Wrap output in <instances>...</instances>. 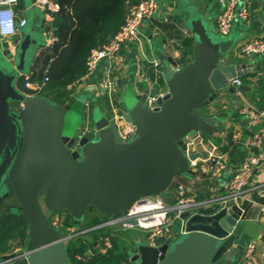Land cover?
Returning a JSON list of instances; mask_svg holds the SVG:
<instances>
[{
	"label": "water",
	"instance_id": "95a60500",
	"mask_svg": "<svg viewBox=\"0 0 264 264\" xmlns=\"http://www.w3.org/2000/svg\"><path fill=\"white\" fill-rule=\"evenodd\" d=\"M27 19L30 31L15 40L13 56L0 40V205L16 198L29 237L25 249L0 254V264H72L67 247L73 234L46 211L69 213L80 228L89 207L122 215L143 196L161 195L179 176L193 174L190 160L204 154L188 156L184 139L197 130L213 136L218 116L203 109L215 105L222 91L235 93L231 81L244 75L247 65L230 63L225 58L230 41L211 32L201 13L191 16L192 60L180 69L164 68L168 91L158 106L146 107L149 89L138 95L131 86L123 96L122 110L136 124V137L124 141L110 113L99 108L90 116L89 132L81 134L67 119L78 112L76 98L67 105L17 86L29 53L32 67L44 49L36 36L44 34L46 13ZM89 90L95 96L94 87ZM247 213L237 204L188 213L180 239L139 245L135 264H216L235 247Z\"/></svg>",
	"mask_w": 264,
	"mask_h": 264
},
{
	"label": "crops",
	"instance_id": "0c3cea01",
	"mask_svg": "<svg viewBox=\"0 0 264 264\" xmlns=\"http://www.w3.org/2000/svg\"><path fill=\"white\" fill-rule=\"evenodd\" d=\"M238 2L239 6L243 4L248 6L249 15L246 20L236 18L232 32L227 36H221L216 30V22L214 21L220 8L218 0H159L160 7L155 16L145 21L141 26L145 38L140 42L124 45L120 51L118 69L114 74L117 80L119 98H121V93L124 92L123 94H125L131 86L135 94H142L146 89H154L156 75L149 59L159 57L163 61V78L160 80V88L168 89L164 68L169 65L182 67L192 60L195 40L188 28L187 21L189 17L201 13L210 22L211 32L230 41L231 48L225 58L230 63L247 65L246 73L238 76L242 79V86L245 88L233 94L229 93L228 90L222 91L215 105H209L203 109L205 115L218 116L213 131L214 142L217 151L225 155L231 167L238 165L256 150L250 145L252 130L256 126L253 129L249 126L246 116L241 113V108L247 106L260 110L264 107V57L259 55L245 56L240 53V46L243 42L262 34L264 0H238ZM30 6H32V0H24L23 8L17 6L18 17L28 16ZM18 37L14 36L10 41L15 44ZM104 65L105 61L102 60L96 73L83 83L82 89L89 91L93 98L99 96L97 94L92 95L89 88L97 83ZM97 108L101 111L109 110L108 105L104 102L98 103ZM238 131L242 133L241 136L239 138L233 137L234 132ZM210 150V146L202 149L205 157ZM226 177V175L214 176L212 173L206 172L205 162L202 161L196 173L179 176L176 179H178L177 183H185L189 193L202 202L199 209L208 211L217 208L219 206L217 198L227 193ZM175 187L171 191L166 190L164 196L167 199H173ZM237 204L244 210H248L244 220H240L244 227L243 233L234 244L235 247L216 264H243L242 257L248 242L257 245L259 264H264V172L262 170L255 172L250 185ZM12 212L19 214L17 208L14 207H12ZM2 218L0 217V221ZM183 226V220H176L172 229L179 232ZM131 236V242L136 248V252L132 256L134 260V256L139 251L138 246L143 243L148 245V243L144 231H134ZM19 248H23V246L18 244L11 251L0 254H10ZM133 262L135 264V261Z\"/></svg>",
	"mask_w": 264,
	"mask_h": 264
},
{
	"label": "built area",
	"instance_id": "2783aa9c",
	"mask_svg": "<svg viewBox=\"0 0 264 264\" xmlns=\"http://www.w3.org/2000/svg\"><path fill=\"white\" fill-rule=\"evenodd\" d=\"M220 8L215 15L216 30L221 36H227L234 28L236 18L246 20L249 15L248 6L243 4L239 6L238 0H218ZM19 0H0V39L10 48L12 54L15 53L16 45L10 39L14 36L18 37L23 34V29L27 24V16L18 17L17 5ZM32 5L39 7L46 12V22L52 20V13L59 11L61 6L57 0H32ZM159 0H137L128 10L125 17L124 24L119 31L107 43L101 47L92 49L87 58V72L83 75L79 82L69 84V89H82L83 83L96 73L101 65L102 60L105 65L101 70V75L97 79V83L92 86L99 97H106L109 100V110L111 118L116 122L118 134L124 141L133 140L137 135V127L133 122H129L125 113L120 108L121 99L118 97V85L115 78V71L118 69L120 51L125 44L133 42H140L145 38L141 31V26L145 21L152 19L156 11L159 9ZM3 15L6 18L3 19ZM46 35V45L44 47L52 46L56 37L53 30H44ZM240 53L245 56L259 55L264 57V28L262 34L258 37L243 42L240 46ZM155 71L154 89L149 90L146 96L145 105L148 109L153 110L158 106L159 97L164 96L168 89L160 88V80L163 78V61L157 58L149 59ZM177 67V66H176ZM181 67H177L180 69ZM49 70V67L46 71ZM28 76V73L26 74ZM46 79H48L46 77ZM235 86L236 91L240 92L239 87L243 85L240 77H235L231 81ZM28 87L34 91H40L41 86L37 83L29 82ZM76 91V92H77ZM37 95L36 93H29ZM73 98H75L73 96ZM89 104V101H88ZM241 113L244 114L249 122L252 130V137L250 145L256 150L248 155L235 167H231L225 158V155L217 151L213 136H207L201 131L189 133L185 141V153L191 154L201 152L206 146H210L211 150L205 157H197L190 160V168L196 173L200 163L205 162L206 172L212 175H226V190L227 193L217 198L219 206L236 205L250 185L252 178L256 171L262 170L264 172V107L260 110L250 107H242ZM89 121L87 120L84 127L80 130L81 134L89 132ZM242 133L234 132L235 138H239ZM204 154V153H203ZM172 200L167 199L164 195H146L133 203L122 215H111L104 223L96 227H106L113 230H137L145 232L146 241L149 246L159 247L165 242H172L186 231L184 226L176 232L172 228L176 220H183L188 213L202 211L199 207L202 202L190 194L185 183L179 182L174 190ZM230 204V205H229ZM238 205V204H237ZM53 222L59 227L64 222V216L59 213L57 220ZM69 229V228H68ZM170 239L167 240L166 239ZM112 238L110 235L105 236L104 241L97 244L103 253H106L112 247ZM243 253V264H259L257 258V245L253 242H248L245 245Z\"/></svg>",
	"mask_w": 264,
	"mask_h": 264
},
{
	"label": "trees",
	"instance_id": "16d2710c",
	"mask_svg": "<svg viewBox=\"0 0 264 264\" xmlns=\"http://www.w3.org/2000/svg\"><path fill=\"white\" fill-rule=\"evenodd\" d=\"M57 2L61 9L53 12L52 20L45 23L46 29L53 30L56 40L52 46L44 47L39 52L28 76L19 77L17 86L26 94L36 93L49 100L55 99L71 105L74 89H69V84L81 80L87 72L86 61L92 49L101 47L114 37L124 24L129 7L137 0H57ZM23 3L24 0H19L17 6L23 8ZM48 67L49 70L46 71ZM29 82L37 83L42 87L41 90L34 91L28 87ZM8 199L0 205V208H4L0 221V253L11 251L16 241L19 245L26 244L29 237L24 214L22 211L14 214L12 207L6 205ZM90 209L94 208L89 207L87 211ZM46 213L52 221V215L62 214L64 222L59 228L64 231L70 232L68 228L74 227L75 220L69 213L64 211ZM99 215L82 222L81 227L87 225L89 231L83 235L73 234L70 239L67 250L72 264H125L126 252L118 250V239L114 230L96 227L111 215L102 213ZM107 235L111 236L113 244L106 253H103L96 249L95 243L101 244Z\"/></svg>",
	"mask_w": 264,
	"mask_h": 264
},
{
	"label": "rangeland",
	"instance_id": "374dc122",
	"mask_svg": "<svg viewBox=\"0 0 264 264\" xmlns=\"http://www.w3.org/2000/svg\"><path fill=\"white\" fill-rule=\"evenodd\" d=\"M31 8L29 9L30 11L28 12V18L30 20H32L35 16V14H39L41 16L45 15V11L40 9L39 7H34L33 5L30 6ZM208 21V19H207ZM208 25L210 26V22L208 21ZM24 32H28L30 31V26L27 25V27H25V29H23ZM39 40V43L42 44L43 46H45L46 44V35L43 34V33H39L37 36H36ZM33 53H29V57H28V60L26 61L27 65H26V69L22 72V74L26 75L27 73H29L30 71V67H31V64L29 63V58L30 57H33ZM76 89H74L73 91V96L78 100V112L77 114L74 116V117H68V126L69 128H77L76 130L80 131L84 125L86 124L87 120L90 118L91 114L97 112L98 108H97V104L98 103H102L104 102L105 104L108 105V108L110 107V105L108 104L109 103V100L106 98V97H98V98H93L90 94L89 91L85 90L84 88L77 91ZM124 93V92H123ZM121 93V104L119 105L120 108L123 107V103H124V94ZM88 101H89V104H88ZM21 105L20 104H15V107L16 108H19ZM66 131H67V128H66ZM178 179H175L173 181V183L171 184L170 188L168 189V191H171L172 188H174L176 186ZM8 202H6L8 206L10 207H14V208H18V204H17V200L15 199L14 196H10V198L7 200ZM4 211V208H0V217L3 216V212ZM19 213H21L20 209L18 211ZM100 213L97 212L95 209H90L89 211H87V214H86V217L85 219L86 220H90L92 219L94 216H100L99 215ZM59 216V213H55L54 215H52V219L53 220H57ZM90 228L87 227V225H84L83 227L81 228H76V227H69L68 231H70L71 234H76V235H83L85 234L87 231H89ZM113 230V228L111 229ZM118 230V231H117ZM115 231V234H117V239H118V250L120 251H124V253L126 252V260H125V264H133L134 260L132 258L133 254L136 252V248H134V243L132 244L131 242V233L134 232V231H137V230H120V229H117ZM114 232V231H113ZM183 234H181L178 238H176L175 240L177 239H180V237L182 236ZM173 240V241H175ZM15 246L18 245L17 241L14 242ZM23 246V249H25V246L26 244L22 245ZM99 247L96 245V249H98ZM118 251V252H120ZM123 253V252H121Z\"/></svg>",
	"mask_w": 264,
	"mask_h": 264
},
{
	"label": "bare ground",
	"instance_id": "6f19581e",
	"mask_svg": "<svg viewBox=\"0 0 264 264\" xmlns=\"http://www.w3.org/2000/svg\"><path fill=\"white\" fill-rule=\"evenodd\" d=\"M6 18V15H3V19H5Z\"/></svg>",
	"mask_w": 264,
	"mask_h": 264
}]
</instances>
